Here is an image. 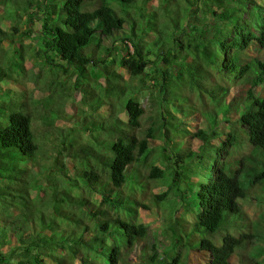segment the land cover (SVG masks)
<instances>
[{"label":"trees","instance_id":"16d2710c","mask_svg":"<svg viewBox=\"0 0 264 264\" xmlns=\"http://www.w3.org/2000/svg\"><path fill=\"white\" fill-rule=\"evenodd\" d=\"M12 1L15 13L27 2L29 23L37 24L41 67L25 69L19 49L17 60L0 63V84L7 72L48 66L73 77L58 83L64 96L78 91L79 82L103 87L95 76L109 86L101 94L81 90L91 113L61 141L85 131V149L73 155L64 149L54 159L62 177L74 167L70 179L81 180L87 192L39 196L36 207V185L24 178L28 171L20 180L24 166L14 160L27 155L33 165L45 138L34 132L25 101L0 91V264H118L154 228L137 220L138 208L151 206L172 245L160 257L156 242L142 244L144 264H185L182 246L206 251V264H264V0ZM9 36L0 28V43ZM117 40L126 45L118 64L151 81L139 89L152 88L157 111L147 126L138 87L116 82L113 56L106 64L109 41ZM114 97L123 102L124 117ZM101 102L110 108L107 117L97 112ZM71 140L77 149L80 137ZM201 165L202 180L191 182ZM45 191L42 185L37 198ZM249 199L263 204L255 217L239 203ZM39 206L50 208L43 228L33 218Z\"/></svg>","mask_w":264,"mask_h":264},{"label":"rangeland","instance_id":"374dc122","mask_svg":"<svg viewBox=\"0 0 264 264\" xmlns=\"http://www.w3.org/2000/svg\"><path fill=\"white\" fill-rule=\"evenodd\" d=\"M19 1L21 2V0ZM25 5H27V2H25V4H21V8H19L17 13H15V7L12 0L5 2L4 4H0V28L12 34V36H9L7 40L0 43V63L2 64V66H8L11 61L17 60L18 56L16 53L17 50L20 49V54L23 57L22 60L25 69L28 70L32 67H35L36 69L34 70L38 71L41 67L39 65L40 58L38 55H36L35 52L36 49L40 47L38 41V29L37 24L35 25L33 23H29L28 15L26 13L27 7ZM28 11H30L29 8ZM159 19L163 20L161 12ZM10 40H12V42L14 41V43H10ZM109 42L111 44L108 45H114H112L113 49H111L108 55H104L106 64H111V62L109 61L113 56L114 60L116 61L110 66L119 75V78L116 80V82L118 84L120 83L121 86L129 85L130 89L132 90H135L138 87L136 98L139 99L142 107L144 108V115L141 118V123L147 126L152 121V117L157 111H155V109L153 108V102L150 100L149 91H151L152 88L141 91H139V89L144 85L149 86L151 84V81L147 80V76L145 75H140L139 77H131L129 71L125 67H122L118 64V58H120V55H124L126 52V45H124L125 43H123V41L121 40ZM250 47L252 50L256 51L253 46ZM129 52H131V48ZM57 68L58 67L56 66V71H58ZM49 70L50 69L48 68V66H43V72H7L9 77H11L12 79H9V77H5L4 81L0 84V91L2 92L1 95L7 93V90H11V96L14 95L25 101V106L28 107V112L32 114L31 122L33 124L34 132L36 133V135H39L40 133L42 138H45L41 143V147L43 149L41 151H39L40 149L38 150L39 152L36 155V161H34L33 165H31L30 159H28L27 155L17 156L20 157L19 161L14 160L24 167L28 166V169H25L21 166L23 168V171L19 175V178L21 180L25 172L28 171L24 175V178H26L30 183L32 182V185L35 183V190H33L34 194H31L33 198H36L32 201L34 207H36L40 202L39 196H41V200L49 199L53 194L60 197L62 193L65 192L66 194L68 193V197L71 198L72 196H76L79 191H82L83 193L84 191L87 192L86 189L83 190V188H85V185L82 184L81 180L75 182L73 181V179H70V177L76 178V176L74 175V173H77L76 169L70 165V172H68V176L62 177L60 176L59 171V167L62 168V164L61 162H55L54 159H56L58 156L57 152H61L64 149L72 151V155L77 154V152H83L85 149V146L82 145L87 143V141H85V139L81 137L82 131H80L76 136L74 134L68 136L71 133H75V130L78 127L81 128V122L86 119L85 117L87 116V114L91 113L89 111V107L91 106V104L82 102L83 100L81 99V95L83 96V94L81 90L85 91L84 89L92 88L93 91L101 94L102 92H104V87L109 86L103 76H95V79L100 82L103 87L97 86L93 80H90V83L79 82V85H77L78 91H74L72 95L64 96L57 86H59L58 83L62 81L64 82V84L67 83L70 76L65 73L64 75L61 72H48ZM149 70L150 68L146 69V71L148 72ZM31 74H33V76ZM35 76L37 77L35 78ZM33 79H35L36 81L34 82ZM71 80H73L72 76ZM71 80L69 81L70 83L72 82ZM47 83H49L48 87H52V89L48 91L46 87ZM8 97L10 98V96ZM112 102L114 103L115 110L121 112L120 114L124 117L123 102H121V99H117L114 97ZM95 105H97V103H95ZM98 106L99 110H97V112H100V116L107 117L110 112L108 104L101 102L98 104ZM68 132L71 133L65 136V142H62L61 139L64 138V135H66ZM74 137H80V140L78 141L79 145L77 149L71 150L69 144L72 141L71 139H73ZM190 141L187 142V146L192 148H196L198 146L196 141ZM157 144H159V141H150L151 146H155ZM16 151L20 154L19 150ZM77 162L75 163V165L81 168V162ZM18 167L20 166L18 165ZM205 170L206 166L201 165V170H198L193 176H188L191 182L196 180L201 181L202 175L204 174ZM205 180L206 179L204 178L203 181ZM74 182L77 185L75 188L70 186L71 183ZM42 185L46 191L41 193L39 192L37 198L35 192H38ZM152 185L153 184L150 183L149 188L152 192H155L156 189H154ZM182 185L184 184L182 183ZM79 188L82 189L80 190ZM68 197L66 196L67 199ZM88 197L96 202L99 200L98 196L94 195L93 193ZM173 197L176 196L173 195ZM239 203L245 210V212L251 217H255L257 213L263 208V204L255 202L251 199L239 200ZM62 205L65 207V202H63ZM77 206L79 205H72V209L78 211V209H76ZM151 208L152 209L150 211H146L143 208H138L137 220L146 221L148 225L150 224L154 228H149L148 235L145 240L128 251V256L125 255L124 259L121 260L118 264H144L145 258L142 256L143 254L141 249L142 244L144 243L151 245L153 241L156 242V252L160 257L164 256V250L172 245V241H169L168 238L160 233L164 228L162 221L160 220L161 217L159 215L160 213L158 212V208H156L155 206H151ZM49 210L50 208L48 206H43L42 208L40 206L38 207V211L36 212L37 214H35L33 217L35 223L37 224V227L43 228L47 224L42 223L45 221L43 211ZM62 226H65V224H62ZM153 235L155 236L153 237ZM188 239L189 236L184 235L183 242L188 243ZM193 248L194 249H190L189 246L187 247V249H185L184 246H182L181 251L187 255L185 264H206L208 259V254L206 253V251H199L195 249V247ZM8 249V247L4 248V250L6 251L10 250ZM151 249L152 247L150 246V250H146L147 255L151 253ZM122 252L124 253L125 251Z\"/></svg>","mask_w":264,"mask_h":264}]
</instances>
